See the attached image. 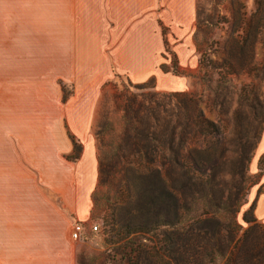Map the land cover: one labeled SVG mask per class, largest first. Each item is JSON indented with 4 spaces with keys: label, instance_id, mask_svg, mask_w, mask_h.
<instances>
[{
    "label": "rangeland",
    "instance_id": "rangeland-1",
    "mask_svg": "<svg viewBox=\"0 0 264 264\" xmlns=\"http://www.w3.org/2000/svg\"><path fill=\"white\" fill-rule=\"evenodd\" d=\"M91 2L78 10L69 52L42 42L39 29L30 27V218L61 215L68 231L73 222L82 225L79 239H69L75 264H125L134 245L155 237L133 227L149 215H174L169 201L153 204L161 188L153 168L161 164L162 190L179 200L178 227L197 217L205 230L214 220L236 230L231 251L208 254L206 264H256V256L245 259L234 246L247 226L245 212L264 244L262 216L255 215L264 155L252 164L264 132V0ZM175 94L195 97L202 118L217 128L201 146L183 138V153L205 148L216 164L204 185H187L183 166H174L166 150L154 155L156 143L164 149L167 138L156 139L152 128L158 119L166 133L177 113L169 97ZM241 157L247 158L243 167ZM77 165L95 170L84 221L68 208L75 179L88 175ZM68 175L74 180L64 186Z\"/></svg>",
    "mask_w": 264,
    "mask_h": 264
},
{
    "label": "crops",
    "instance_id": "crops-1",
    "mask_svg": "<svg viewBox=\"0 0 264 264\" xmlns=\"http://www.w3.org/2000/svg\"><path fill=\"white\" fill-rule=\"evenodd\" d=\"M125 1L134 2L101 0V5ZM91 5V0H0V264H75L69 241L72 224L68 231L67 219L61 215L30 218V27L39 29L42 42L55 44L58 52H69L76 42L78 10L86 11ZM263 155L264 132L252 164ZM75 170L88 171V175L75 179L76 190L69 192L68 208L76 212L77 221H84L89 208L85 192L94 183L95 170L93 165H77ZM72 179L73 175H68L64 186H70ZM260 179L262 190L255 215H261L264 224V172ZM63 219L64 229L60 226Z\"/></svg>",
    "mask_w": 264,
    "mask_h": 264
},
{
    "label": "trees",
    "instance_id": "trees-1",
    "mask_svg": "<svg viewBox=\"0 0 264 264\" xmlns=\"http://www.w3.org/2000/svg\"><path fill=\"white\" fill-rule=\"evenodd\" d=\"M169 97L177 113L172 116L166 133L164 126L160 125L158 119H156L154 123L152 128L154 133L153 136L156 139H160L162 136L167 138L164 149H162L159 143H156L153 147L155 158L157 159L160 156L161 150H166L173 155L171 162L174 166H183V177L187 185H204L207 172H211L216 164L214 161L212 162L210 160L207 153L208 150L205 148L199 150L192 149L188 153H183V141L188 140L190 143L198 142V145L201 146L205 138H209L218 133L217 128L213 123L202 118L196 108L197 100L192 95L175 94ZM178 98H180V100ZM128 108L126 107V112ZM185 133L187 137L183 136ZM183 138L185 139L183 140ZM70 142L72 152L75 153L78 151V147L75 145L73 139H71ZM245 158L241 157L237 165L242 166L243 162L247 160V158ZM154 162L155 159L151 161V163ZM153 175L155 183L161 187L155 195V201L158 203L156 205L153 201V204L158 207L159 205H163L162 202L165 200L169 201L174 208V215H149L146 221L136 224L133 227V231L138 232L139 230H143V232H150L155 237L153 240H148L146 244L138 243L134 245L126 254L125 264H206L205 257L208 254L212 252L223 254L227 251H231L233 248L231 247V242L236 235V230L229 232V230H226L225 226H220L217 220H214L213 223L211 222V226L208 227V230L204 229L201 223L202 221L197 217L190 218L188 222L178 227L181 215H176L175 211V207L179 201L177 195L173 193V191L168 192L162 190L167 180L164 166L158 164L153 168ZM252 206L251 204L248 210H250ZM246 213L247 212L242 215V220L247 226L243 230L240 243L238 246L237 243H235L234 247L236 253L241 251L244 256L246 255L245 259H251L256 256V264H260L259 258H264L262 235L255 234L254 227L258 224L251 223L252 220L245 215ZM122 221L123 223L121 222V225L126 227L128 222L125 218H123ZM204 221L203 219V222ZM160 226H167L169 229L157 232Z\"/></svg>",
    "mask_w": 264,
    "mask_h": 264
},
{
    "label": "built area",
    "instance_id": "built-area-1",
    "mask_svg": "<svg viewBox=\"0 0 264 264\" xmlns=\"http://www.w3.org/2000/svg\"><path fill=\"white\" fill-rule=\"evenodd\" d=\"M93 231L96 230V225L91 226ZM82 232V225L78 222H73L70 228L69 236L72 240H77Z\"/></svg>",
    "mask_w": 264,
    "mask_h": 264
}]
</instances>
